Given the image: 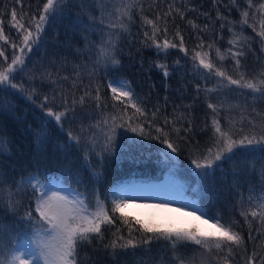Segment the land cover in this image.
<instances>
[{"label":"trees","instance_id":"16d2710c","mask_svg":"<svg viewBox=\"0 0 264 264\" xmlns=\"http://www.w3.org/2000/svg\"><path fill=\"white\" fill-rule=\"evenodd\" d=\"M44 2L46 0H20L17 4L15 0H0V10H4L3 16H0V31L7 37V41L0 40V45L6 48L5 54L9 56V62L14 51L19 54L18 48H12V42L19 45L21 41L20 32L11 20V9L16 8L17 20L28 27V20L33 15L36 20L39 19V11ZM140 2L143 13L132 9L135 23L129 25L131 35L123 33L118 42L117 59L120 64L115 67L109 65L110 70L107 72L98 70L97 76L91 77V81L93 53L89 52V44L95 43L98 46L102 38H108L101 29L107 31L109 23H116L119 15L116 9L120 8L121 0H102L105 5L103 16L99 3L94 4L93 0H71L72 7L65 8L63 15H58L54 23L44 26L39 48H33L26 59L28 69L21 78L13 81L27 91L19 96L8 92L3 94L5 101L11 100L16 106L12 116L0 117L4 138L11 141L8 145L11 158L5 156L4 163L15 169L12 175L17 180L22 175L39 171L52 183L59 181L66 188L71 185L81 192L85 191L84 186L72 182L71 175L74 174L83 181L89 192L98 188L101 199L105 193L117 191L119 185L129 181L153 182L166 174H172L175 179L183 182L185 196L193 198L209 213H219L224 221L238 223L236 231L243 235L245 244L227 259V264H248V258L253 253H256L255 264H259L260 257H264V235H258L255 229L259 228L264 233V226L258 223V219L253 220L249 216L254 237L250 240L249 226L240 212L259 204L261 201L257 198L264 194V176L260 171L264 165V147L237 149L232 158L223 161L222 168H218L206 181L196 176L192 159L199 156L210 143L214 114L208 108V103L218 106L220 123L226 131L229 128L238 130L243 127L247 132L250 128L249 121H255L258 126L262 123L257 113L264 114V99H259V94L253 93L251 89H241L236 85L229 88L226 80L223 85H218V81L223 78L215 76V68L226 71L234 79L239 78L241 72L253 82L264 78L260 75L264 73V38L258 34L259 22L264 19V10L259 8L264 0H253L247 24L243 23L245 18L242 15L243 11L249 10L247 0L235 5L230 0H216L215 3L213 0H175L176 7L183 12V18L176 12L165 18L164 14L168 12V6L173 0ZM107 13L112 14L111 18ZM157 15L160 16L159 20L156 19ZM92 17L96 18L95 26L89 27L93 24ZM142 17L156 22L160 29L156 35L158 43L162 45L164 39H167L177 47L158 49L152 39L145 37V32L151 37L153 26L147 24ZM36 20L32 21L33 26ZM221 24L224 25L223 28ZM253 24L256 25L255 30L251 26ZM111 30L120 31L119 28ZM233 33L238 34L240 39L235 44H230L229 41L234 39ZM181 37L183 49L180 47ZM217 49L224 56L223 60L217 55ZM239 51H243L244 55L237 57L241 62V67L237 69L231 53ZM196 52L202 55L206 53L204 58L214 64L211 75L208 74L209 70L199 65L198 59H193ZM2 60L0 57V61ZM77 65L81 67L76 68ZM33 70L34 79L30 75ZM165 71L168 72L167 76L164 75ZM46 72L52 74L51 78L42 75ZM65 76L68 77L67 80L62 79ZM113 78L128 81L138 100L143 102L142 106L149 119L159 107L160 111L156 113L157 124L163 125L165 118L177 121L175 127L180 130L179 138L175 132L170 133V138L180 145L181 151L174 160L165 157V151L170 150L160 140L143 138L126 128H117V149L111 156H106L104 167H101L98 156L89 155L88 160H85L88 148L84 146V141L70 150L65 147L68 142L67 133L71 131L76 135L82 127L95 124L100 109L95 107L93 100H87L83 107L77 103L76 118L69 117L70 122H64L61 129L54 118L47 117L46 109L41 108L44 96L49 98L47 107L62 111V96L69 103L73 98L79 101L86 89L91 90L94 95L95 88L100 85L104 101L111 105L112 94L107 85ZM33 88L36 90L33 97L35 103L27 99ZM209 89L211 91H207ZM108 111H112L111 107ZM132 111L134 110L129 108V113ZM189 121L192 123V131L186 133ZM42 126H46L50 133L45 143L38 142L35 136ZM145 130L147 131V126ZM129 137H134L135 142ZM100 142L103 143L102 138ZM69 169L70 175H61ZM93 169L102 173V182L99 184L92 176ZM249 189L255 191L249 192ZM250 196L253 197L251 202ZM90 199L94 204V192ZM110 199L109 197V207ZM255 210L259 211V208ZM20 215H23V210ZM127 216L138 220L132 215ZM17 224L18 221L7 208L0 213L4 245L9 243L10 234H16ZM116 226H120L119 221ZM135 227L139 228L138 225ZM113 232L115 227L105 231L102 242L94 239L91 244L83 245L79 251L80 259L86 264H181V261L183 264H225L223 259L215 258V252L209 254L191 243L181 244L173 250L167 241L160 240L149 245L137 244L135 247L113 250L110 246L115 239ZM123 235L127 238L126 228L123 229ZM135 235L139 239L140 233L136 232ZM105 245L109 247L106 248Z\"/></svg>","mask_w":264,"mask_h":264},{"label":"snow or ice","instance_id":"6c2138e0","mask_svg":"<svg viewBox=\"0 0 264 264\" xmlns=\"http://www.w3.org/2000/svg\"><path fill=\"white\" fill-rule=\"evenodd\" d=\"M18 4L20 0H15ZM86 2V0H85ZM216 0H213L215 3ZM235 5L242 3L244 0H230ZM253 0H247L249 10L243 11L242 15L245 18L244 24L248 23L250 17V9ZM93 3H99L102 16L105 14V5L102 0H93ZM139 5V7H137ZM83 6V5H82ZM7 6H5L6 8ZM72 7L71 0H46L43 3V8L39 11V19L36 20L35 15L28 20V27L20 20H17V10L15 7L11 9V20L14 26L20 32L21 41L18 45L12 42L13 49H19V54L13 52L9 62L6 48L0 45V117L5 115L12 116L15 111V105L11 100L5 101L4 93L8 92L10 95H23L27 89L20 84L13 81L21 78L22 74L28 69L26 59L28 54L33 51V48H39L44 32V26L49 23H54L58 15H63L65 8ZM91 7V6H89ZM169 10L164 14L165 18L176 12L183 18V12L176 7L175 0L169 4ZM143 13V5L140 0H121L120 8L116 11L119 15L116 17V23H109L107 31L101 29L107 39H101L97 46L95 43L89 44V52L93 53L92 58V72L91 77L97 76L100 69L109 71V65L112 67L118 66L120 60L117 59V47L120 37L123 33L131 35L129 25L135 23L132 9ZM95 10V9H93ZM259 10H264V4H260ZM195 11V9H193ZM4 10H0V16H3ZM111 18V13H107ZM219 16V12H218ZM126 18V21H125ZM147 24L153 26L152 35L149 37L145 32V37L152 39L158 49L175 48L177 45L164 39L161 45L156 41V35L160 32L154 20H149L147 17H142ZM24 17H21L23 20ZM157 20L160 16L157 15ZM36 20L34 26L32 21ZM93 24L89 27L95 26L96 18L92 17ZM2 23V20H0ZM103 24V20H101ZM221 24V28H223ZM255 30L256 25H251ZM259 36L264 38V19L259 22ZM119 28V32L111 29ZM23 30V31H20ZM165 28L164 34L166 35ZM178 34V33H177ZM234 39L229 41L230 44H235L240 36L233 33ZM0 40L7 41V37L0 31ZM264 42V40H262ZM202 46V43L201 45ZM180 47L183 49V38L181 37ZM211 47V46H210ZM217 55L223 60L224 56L219 49L216 50ZM231 52V49H229ZM207 54L196 52L193 57L194 60H199V65L204 69L209 70V75L212 74L214 64L207 61L204 57ZM235 60L236 68L241 67L238 56H243L244 52L239 51L231 53ZM63 66V65H61ZM77 65L76 68H80ZM86 67V66H85ZM158 67H166L158 65ZM76 71V69H74ZM34 79L33 73H30ZM51 78L50 72L43 73ZM58 75V73H57ZM167 76L168 72L165 71ZM264 76V73L260 74ZM215 76L221 77L218 85H223L227 81L228 87L236 85L241 89H251L253 93L259 94V99H264V78L258 82L247 79L244 73H239V78L234 79L232 75L220 68H215ZM77 78L79 73L77 72ZM62 79L67 80L65 76ZM100 79H103L102 77ZM75 87V82L73 83ZM107 87L111 91V99L113 103L109 105L104 101L101 95L100 85L95 88V94L86 89L84 94L79 97V101L75 98L69 101L62 96L61 106L62 111H54L53 107H47L48 96L45 95L41 108L46 109L47 117L54 118L57 126L63 128L64 122H70L69 117L75 119L77 116L76 105L79 103L82 107L87 103V100H93L95 107L100 109L99 118L96 119L95 124L88 125L87 128L82 127L80 132L76 135L69 131L67 133L68 142L65 147L70 150L74 145L79 146L84 141V146L88 148L85 152V160L87 161L89 155L98 156L101 161V167H104L106 156H111L116 152V130L117 128H126L132 133L143 138L158 139L166 145L170 152L165 151L164 155L169 160H174L181 151L180 145L170 138V133L175 132L179 138V129L175 127L176 120H169L165 118L163 125L156 123V113L160 111L159 107L152 113V118H148L146 109L142 106L143 102L139 101L134 91L132 90L128 81L123 79L113 78L109 81ZM199 90V85H197ZM207 91H211L210 89ZM36 95V90L33 88L27 95V99L35 103L33 97ZM87 98V99H86ZM55 100V96H53ZM167 100V98H165ZM208 108L212 109V135L210 137L209 145L201 151L199 156L192 159V164L195 166V174L200 177L202 181H206L218 168H222V162L230 160L237 149L245 150L254 148L256 146L264 147V114L260 115L262 123L258 126L255 121H249L250 128L246 132L243 127L238 130L229 128L227 131L220 123L218 106L213 103H208ZM111 107L112 111H108ZM129 108L133 109L129 113ZM253 111H255L253 109ZM51 122V121H50ZM147 126V131L145 130ZM171 126V127H169ZM94 129L98 131H94ZM168 129V130H166ZM31 131V129H29ZM192 123L188 122V127L185 129L186 133H191ZM155 133V135H153ZM36 139L40 143H45L50 133L46 126H42L41 130L35 133ZM101 138L103 143H101ZM135 142L134 137H129ZM10 140L4 138L3 122L0 120V213L5 208L13 214V218L18 221L16 225L17 232L15 235H9V243L3 244L4 229L0 226V264H86L85 261L79 257L80 248L85 244H91L94 239L103 241L105 231L111 230L115 227V232L112 235L115 237L110 243L113 250L116 248L126 249L128 247H135L137 244L149 245L153 241L164 240L167 241L173 250L181 244H194L203 248L207 253L215 252L217 259H223L227 264V259L232 254L242 248L245 244L243 235L236 231L239 227L238 223L226 222L219 213H209L203 207L197 204L196 201L186 198L183 195L182 188L173 190H145V189H128L127 192L110 190L104 194L101 199V194L98 188H94L95 193L94 204L90 197L93 192H89L83 181L72 174V182L85 187V191L81 192L79 188H67L62 182L57 181L52 183L47 177H44L39 171L29 173L27 176H21L18 180L12 175L15 169H11L10 165L4 163V157L11 158V149L8 145ZM99 149V151H97ZM199 151V150H198ZM261 175L264 176V165L261 166ZM71 169L61 175H70ZM92 176L96 178V183L102 182V173L92 170ZM255 189H249V192H254ZM132 193V194H128ZM109 197L110 207H109ZM157 199L159 203L151 204V207L166 208L170 211L180 213L181 216L191 217L193 223L186 227H177L173 224H155L144 223L140 220L128 217L123 209L132 201ZM179 201V207L170 208L169 206ZM253 197H249L251 202ZM261 201L246 211H241L240 215L244 217V221L249 226V239L252 240L253 224L249 220V216L253 220L258 219V223L264 226V194L257 198ZM259 208V211L255 210ZM23 210V215L20 211ZM111 213V214H110ZM119 213V216H116ZM199 213V214H197ZM207 217V218H204ZM119 221V227L116 226ZM213 221V223H209ZM138 225L139 228L135 226ZM207 226L206 228L203 226ZM30 226V230H29ZM127 229V238L123 235V229ZM11 232V230H9ZM258 235H264L260 229H255ZM139 232L140 236L137 239L135 233ZM109 247V245H105ZM178 258V257H177ZM256 253H253L248 258V264H255ZM183 264V261H181ZM259 264H264V257H260Z\"/></svg>","mask_w":264,"mask_h":264},{"label":"rangeland","instance_id":"374dc122","mask_svg":"<svg viewBox=\"0 0 264 264\" xmlns=\"http://www.w3.org/2000/svg\"><path fill=\"white\" fill-rule=\"evenodd\" d=\"M145 189V190H173L176 188H182L183 189V182L180 180L175 179V177L172 176V174H166V176H164L163 178H160L159 180L156 181H151L149 180V182L147 183H141L139 182V185H133V186H129V188L123 186V187H119L117 191H121V192H127L128 189ZM128 194H132V193H128ZM184 195V193H183ZM185 196V195H184ZM186 198L190 199L189 197L185 196ZM156 200V201H155ZM193 200V198L191 199ZM148 201V202H147ZM145 205H151V204H155V203H159V200L157 199H150V200H143L142 201ZM138 202L137 201H132L129 202L123 209L124 213L126 215H132V213H136V214H141V212H138L133 209V206L137 205ZM179 202L177 199V202L171 204L169 207L170 208H176L179 207ZM151 207V206H150ZM152 208V207H151ZM162 209H166V208H162ZM175 212V211H173ZM143 216H147L149 218L152 217V214L150 212L147 213H142ZM176 214L180 215V213L176 212ZM199 214V213H197ZM132 217H135L136 219L143 221L144 223H155V224H173L177 227H186L189 226L193 223H199L198 221H194L191 217H184L182 216L181 221L174 223V221L170 220V219H163L161 218L160 220H153V218L151 219H147V218H139L137 215H132ZM207 218V217H204ZM147 219V220H146ZM184 219V220H183ZM186 219V220H185ZM209 223H213L212 221H209ZM203 227H207L206 225Z\"/></svg>","mask_w":264,"mask_h":264},{"label":"bare ground","instance_id":"6f19581e","mask_svg":"<svg viewBox=\"0 0 264 264\" xmlns=\"http://www.w3.org/2000/svg\"><path fill=\"white\" fill-rule=\"evenodd\" d=\"M133 185H139V183H135V184H131L130 183L129 185H126L125 187L129 188V186H133ZM148 200H150V199H148ZM142 201L143 200H137L138 204L135 205V206H133V209L135 210V212L138 211V212H141V214L140 213L139 214L132 213V215L133 214L134 215H137L139 218H141V217L147 218V219L153 218V220H160L161 218H163V219H170V220L174 221V223H177V222L181 221V219H182V216L176 214V212L170 211L168 209L158 208V207H152L151 208L149 205H145L144 204L146 202L143 203ZM147 212H150L152 214V217L151 218H149L147 216H143L142 213H147Z\"/></svg>","mask_w":264,"mask_h":264}]
</instances>
